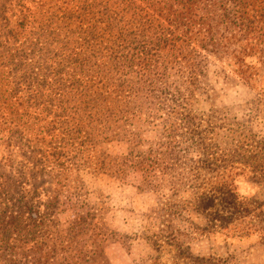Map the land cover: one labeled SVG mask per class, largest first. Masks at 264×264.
Masks as SVG:
<instances>
[{
	"label": "rangeland",
	"instance_id": "rangeland-1",
	"mask_svg": "<svg viewBox=\"0 0 264 264\" xmlns=\"http://www.w3.org/2000/svg\"><path fill=\"white\" fill-rule=\"evenodd\" d=\"M8 261L264 264L260 0H0Z\"/></svg>",
	"mask_w": 264,
	"mask_h": 264
},
{
	"label": "trees",
	"instance_id": "trees-1",
	"mask_svg": "<svg viewBox=\"0 0 264 264\" xmlns=\"http://www.w3.org/2000/svg\"><path fill=\"white\" fill-rule=\"evenodd\" d=\"M260 2L263 3V6H264V0H260ZM20 134H22V133H20ZM3 212H4L3 214L7 216V215H8V207L5 208ZM9 228H10V227H8L7 229H9ZM10 263H11V262H10ZM6 264H9V261H8V263H6Z\"/></svg>",
	"mask_w": 264,
	"mask_h": 264
}]
</instances>
